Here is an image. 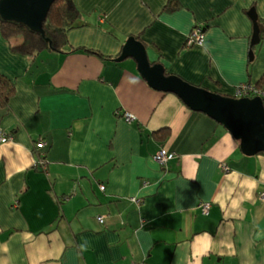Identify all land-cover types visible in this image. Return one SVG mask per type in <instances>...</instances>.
Masks as SVG:
<instances>
[{"label":"crops","instance_id":"1","mask_svg":"<svg viewBox=\"0 0 264 264\" xmlns=\"http://www.w3.org/2000/svg\"><path fill=\"white\" fill-rule=\"evenodd\" d=\"M176 1L76 0L69 49L34 59L0 34V74L16 85L0 105V264H264V157L151 88L134 59L114 61L140 37L151 64L233 96L264 75V0ZM195 29L203 45L188 43ZM161 150L174 154L166 166Z\"/></svg>","mask_w":264,"mask_h":264},{"label":"water","instance_id":"2","mask_svg":"<svg viewBox=\"0 0 264 264\" xmlns=\"http://www.w3.org/2000/svg\"><path fill=\"white\" fill-rule=\"evenodd\" d=\"M56 0H0V17L6 21L21 23L44 36L43 23ZM254 23L251 47L259 45L261 31L255 10L249 13ZM134 59L139 73L151 88L163 93H172L192 111L206 115L221 125L236 141L243 155L254 157L264 153V100L234 98L192 85L182 78L165 73L162 64H151L144 44L130 37L122 53L114 61L122 63ZM254 58L251 51L250 59Z\"/></svg>","mask_w":264,"mask_h":264},{"label":"trees","instance_id":"3","mask_svg":"<svg viewBox=\"0 0 264 264\" xmlns=\"http://www.w3.org/2000/svg\"><path fill=\"white\" fill-rule=\"evenodd\" d=\"M179 7L180 6L176 0H170L166 11L173 12L176 9H179ZM82 17L83 14L79 10L76 0H56L51 6L47 18L43 23L44 36L40 33L32 31L21 23L6 21L1 17L0 34L10 44V50L12 53L30 59H34L46 50L51 52L65 53V48L68 47L69 49L68 33L71 30L82 26ZM262 34L263 31H261V36ZM17 38L22 40L19 44L13 42V40ZM135 38L141 41L140 37ZM71 51L74 52L76 50ZM83 51L97 55L101 58L103 57L98 52L85 49H83ZM114 59L115 58L113 57H104V60L107 61H113ZM165 73L167 76L170 75L167 73V71H165ZM248 85L254 86V89L256 90V94H251L249 98L261 96V98L264 100V75L255 84L249 82ZM15 95V83L3 74H0V105L7 107ZM152 137L159 142H164L169 137L168 129H160L155 131L153 132ZM237 142L238 144L240 143L239 141ZM258 156L264 157V153H260Z\"/></svg>","mask_w":264,"mask_h":264},{"label":"built area","instance_id":"4","mask_svg":"<svg viewBox=\"0 0 264 264\" xmlns=\"http://www.w3.org/2000/svg\"><path fill=\"white\" fill-rule=\"evenodd\" d=\"M204 42H205V37L202 34L201 30L195 29L194 31H192V33L190 34V38H189L188 43H191V44L198 43L199 45H203ZM251 94H256V90L254 89V86L248 85V84H242V85L236 86V90H235L233 97L239 99V98L249 97V96H251ZM263 96H264V93H263ZM259 97H261V96H259ZM125 119L128 123H132L136 118L132 114H126ZM9 140H10V138L0 131V141L2 143H6ZM36 147H37V149H42L44 147V143L40 142L37 144ZM173 157H174V154H172L170 152L160 151L155 156V159L161 166H166ZM45 161H46V159H38L36 166L42 167L44 165ZM224 170L227 171V170H229V168L227 166H225ZM101 189L105 190V187L101 186ZM133 202H136L137 204H139V200H137L135 198L133 199ZM198 207L203 214L208 215L210 212V209H211V204L210 203H201ZM98 221L100 223L104 222L103 218H101V217L98 218Z\"/></svg>","mask_w":264,"mask_h":264}]
</instances>
